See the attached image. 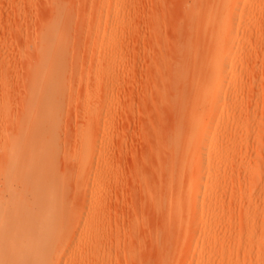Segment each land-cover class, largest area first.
<instances>
[{
	"label": "rangeland",
	"instance_id": "374dc122",
	"mask_svg": "<svg viewBox=\"0 0 264 264\" xmlns=\"http://www.w3.org/2000/svg\"><path fill=\"white\" fill-rule=\"evenodd\" d=\"M44 169L48 264H264V0H0L2 217Z\"/></svg>",
	"mask_w": 264,
	"mask_h": 264
},
{
	"label": "bare ground",
	"instance_id": "6f19581e",
	"mask_svg": "<svg viewBox=\"0 0 264 264\" xmlns=\"http://www.w3.org/2000/svg\"><path fill=\"white\" fill-rule=\"evenodd\" d=\"M19 152L20 156L22 151ZM41 153L44 154V149ZM19 156L14 160L16 161ZM50 174L55 173L51 170ZM50 174L45 169L37 170L32 174L28 181L31 185L30 197L27 203L17 202L23 207L13 209L16 213L14 218H5L0 214V221L3 224L0 227V238H4L0 244V259L5 255L8 258L7 264H48L52 262L53 251L60 243L59 238L65 216L62 212L64 202L60 197L51 196L48 193L34 194L43 186L48 177H51ZM48 229L54 231L52 238L43 236ZM17 240L18 242L14 244Z\"/></svg>",
	"mask_w": 264,
	"mask_h": 264
}]
</instances>
